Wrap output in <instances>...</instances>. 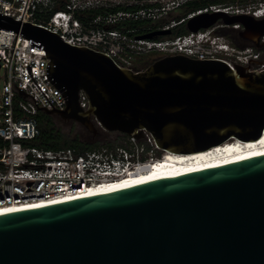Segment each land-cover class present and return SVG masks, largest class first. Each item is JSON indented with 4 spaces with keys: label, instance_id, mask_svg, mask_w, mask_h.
Masks as SVG:
<instances>
[{
    "label": "water",
    "instance_id": "obj_1",
    "mask_svg": "<svg viewBox=\"0 0 264 264\" xmlns=\"http://www.w3.org/2000/svg\"><path fill=\"white\" fill-rule=\"evenodd\" d=\"M218 22L242 25L238 36L261 46L264 18L208 12L188 19L186 28ZM0 29L45 51L47 77L66 106L49 110L35 102L39 111L93 136L101 128L141 139L146 131L161 152L191 154L230 139L257 140L264 131V70L176 54L134 71L1 13ZM0 264H264V154L2 213Z\"/></svg>",
    "mask_w": 264,
    "mask_h": 264
},
{
    "label": "built area",
    "instance_id": "obj_2",
    "mask_svg": "<svg viewBox=\"0 0 264 264\" xmlns=\"http://www.w3.org/2000/svg\"><path fill=\"white\" fill-rule=\"evenodd\" d=\"M190 1L194 0H0V13L55 32L70 45L103 52L118 65L134 71H138L137 63L148 53L158 58L181 54L193 59H218L231 67L235 63L249 66L250 70H264V33L259 38L261 46L257 47L239 36V42L229 36L228 30L237 34L243 30L240 24L218 22L196 32L186 28L188 19L208 12L264 18V0L211 4L179 20L168 19L171 12ZM163 18L166 21L156 27H119L125 22ZM181 24L184 33L142 37L152 31H172ZM31 41L0 29V73L4 77L0 86V208L78 196L94 186L139 172L162 158L146 131L141 139L119 134L123 138L118 143L83 153L27 145L39 134L34 118L39 111L37 106L49 110L52 106L63 110L66 106L60 90L47 77L49 60L45 51L31 45ZM15 85L27 93L26 98L18 94ZM78 102L87 108L88 100L82 91Z\"/></svg>",
    "mask_w": 264,
    "mask_h": 264
},
{
    "label": "bare ground",
    "instance_id": "obj_3",
    "mask_svg": "<svg viewBox=\"0 0 264 264\" xmlns=\"http://www.w3.org/2000/svg\"><path fill=\"white\" fill-rule=\"evenodd\" d=\"M263 154L264 131L261 137L257 140L242 142L235 139H230L207 150L198 151L191 154H175L165 151L163 152L162 158L155 163L148 165L139 172L122 177L115 182L94 186L83 194L65 198L63 200H58L56 202H42L39 204L0 208V214L67 201L83 195L101 193L140 183L156 181L163 178L210 168Z\"/></svg>",
    "mask_w": 264,
    "mask_h": 264
},
{
    "label": "trees",
    "instance_id": "obj_4",
    "mask_svg": "<svg viewBox=\"0 0 264 264\" xmlns=\"http://www.w3.org/2000/svg\"><path fill=\"white\" fill-rule=\"evenodd\" d=\"M220 3H234V0H194V1H190V2L185 3L184 5H182L180 8L176 9L175 11L171 12L167 17L168 19L179 20L185 17L190 12L196 11L198 9H202L211 4H220ZM97 13H98L97 11L94 12L95 15ZM165 21L166 19L163 18V19H159L154 22H149V21L125 22V23H121L119 27L120 28H134L138 25H150L151 27H156V26L162 25ZM185 31L186 30H185L184 25L181 24L175 27L174 29H172L171 32L173 35H177V34L184 33ZM228 31H229L228 32L229 36H231L233 40L239 42V37H238L237 32L234 30H228ZM156 59H154L153 61H155ZM147 66H143L141 68L140 66H138L137 70H143ZM55 117L56 115H49L42 111H38L34 115V118L37 121L39 134L35 139L26 142V144L33 146V147H37L39 149L52 150V151L61 150V149H74L76 153H83L85 151L93 150V149H96V148H99L105 145H113V143H110V142L101 144L96 139V137H98V134L88 140H81L79 136L71 137L69 135H66L62 133L55 126L54 124ZM122 138H123L122 135L117 136V139L119 141L122 140ZM2 144H3V141L0 140V145ZM160 153L161 151H158V156H160Z\"/></svg>",
    "mask_w": 264,
    "mask_h": 264
},
{
    "label": "rangeland",
    "instance_id": "obj_5",
    "mask_svg": "<svg viewBox=\"0 0 264 264\" xmlns=\"http://www.w3.org/2000/svg\"><path fill=\"white\" fill-rule=\"evenodd\" d=\"M144 57L145 58L142 59L143 61H139L137 63L138 66H140V64H142L140 62H144V61L151 62L154 59L158 58V56L150 55V53H148ZM3 81H4V77L0 73V86H1ZM54 124L62 133L69 135L71 137L79 136V138L81 140H88V139H91L94 137L92 134L88 133L81 124H79L75 121H66V120L61 119L59 116H56L54 118ZM118 135H119V133L107 132V131H104L100 128L99 133H98V137H96V139L101 144L108 143V142L115 144V143L119 142V140L117 139ZM162 155H163V152L160 153V157Z\"/></svg>",
    "mask_w": 264,
    "mask_h": 264
},
{
    "label": "flooded vegetation",
    "instance_id": "obj_6",
    "mask_svg": "<svg viewBox=\"0 0 264 264\" xmlns=\"http://www.w3.org/2000/svg\"><path fill=\"white\" fill-rule=\"evenodd\" d=\"M140 63H142V64H140V68H141V67H143V66H147L148 64H151L152 61H151V62L144 61V62H140Z\"/></svg>",
    "mask_w": 264,
    "mask_h": 264
}]
</instances>
